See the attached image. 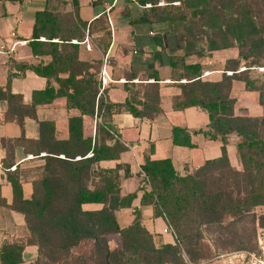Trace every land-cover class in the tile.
Listing matches in <instances>:
<instances>
[{
  "label": "trees",
  "instance_id": "obj_1",
  "mask_svg": "<svg viewBox=\"0 0 264 264\" xmlns=\"http://www.w3.org/2000/svg\"><path fill=\"white\" fill-rule=\"evenodd\" d=\"M159 1H141L140 5L151 7L137 22L161 25L166 32L184 35V55L168 59L173 81L181 91L173 100V108L204 112L209 124L206 130L193 134L201 133L222 143L221 157L185 176L177 174L169 159L144 158L138 177L141 183L148 180L149 191L144 192L141 205H151L155 217L166 220L176 244H162L138 219L125 229L117 224L115 213L130 208L137 192L125 196L120 193L122 181L130 177L129 166L100 167L101 162L118 160L127 150L118 143L113 147L105 144L108 122L121 113L148 120L160 115L158 86L144 90V101L132 85H126L128 97L124 103L112 104L104 99L97 103L101 62L79 61V45L72 42L83 41L86 25L77 19L78 0H72L75 16L59 17L47 11L37 14L28 43L33 56L51 60L45 67L30 70L48 82L54 81L57 90L48 83L25 105L22 97L13 95L8 87L0 89V101L8 105L5 121L18 124L22 130L25 119L36 121L38 106L59 98L65 100L68 110L80 112V117L68 120L66 140H57L54 124L43 122L38 123V140H25L22 132L20 139L3 143L7 150L3 168L13 199L7 205L0 197V207L21 214L28 233L24 241L3 245L0 264H21L27 246L37 248L35 264H204L235 251L260 254L256 226L264 229V213L257 215L255 211L264 207V91L249 72L250 67L264 69V0H164L161 7ZM232 49L238 51V58L225 63L219 82L203 80V66L185 61L191 56L210 57ZM251 58H255L251 66H242V60ZM234 82L259 94L261 118L234 115L236 101L230 96ZM84 116L102 118L94 141L83 135ZM230 134L239 137L240 170L232 168L227 157ZM171 140L174 146L194 147L186 129L174 127ZM19 145L34 157L45 154L44 166L33 172L30 199L23 197L20 173L11 171L14 148ZM85 205H99L101 209L87 211ZM206 231L212 234L207 236ZM111 236L118 237L119 248L110 249ZM234 245H238L235 250L224 252ZM82 246L88 251L73 256Z\"/></svg>",
  "mask_w": 264,
  "mask_h": 264
},
{
  "label": "crops",
  "instance_id": "obj_2",
  "mask_svg": "<svg viewBox=\"0 0 264 264\" xmlns=\"http://www.w3.org/2000/svg\"><path fill=\"white\" fill-rule=\"evenodd\" d=\"M143 0H78L77 19L85 24L83 41L79 45V61H100L101 67L107 57L109 65L106 70L116 82L105 91V100L112 104H122L128 97L126 85H132L139 92V99L144 101V90L149 86H158L159 107L161 114L152 120L135 118L121 113L112 116L108 122V136L104 139L108 147L120 144L126 147L118 160L100 163L102 168H114L124 164L130 168V177L121 183L122 196L137 192L136 199L130 208L115 213L116 221L121 229L128 228L138 219L141 225L156 237L162 244L175 245L176 238L172 232H164L168 224L163 217H155L151 205H141L144 190L138 173L145 157L151 160L169 159L180 176L193 173L205 162L218 159L222 155V143L212 141L198 132L206 130L208 116L197 108L177 111L173 108V100L180 95V89L173 81L168 59L184 55L185 38L181 33L166 32L161 25L142 24L137 21L149 8L140 5ZM164 2L160 0L159 2ZM63 17L65 14L75 16L72 0H0V45L10 47L16 40L26 41L17 46L12 57L0 54V89H10L13 95H19L25 105L32 101L34 92L43 91L48 83L54 90L58 86L54 81H47L35 74L29 67H45L50 64L48 57L33 56L29 47L32 38L35 16L43 12ZM131 22H134L132 24ZM12 33L17 39H11ZM156 38L160 43H156ZM236 56L231 50L213 53L210 57L186 58L187 64L199 62L203 66V80L219 82L222 78L225 63ZM156 76V78H153ZM123 81V82H119ZM181 83H186L182 80ZM231 98L235 99L234 115L237 117L261 118L263 107L257 92L245 90L244 84L234 82ZM8 109L6 101H0V197L7 205L12 203L13 193L7 182V172L3 161L7 158V150L3 143L21 138L36 141L39 138L38 123L50 122L55 126L57 140L68 139V120L80 117L76 109L68 110L64 99H56L51 104L38 106L36 121L25 119L23 130L14 122L5 121ZM83 135L93 141L102 125V118H83ZM174 127L186 129L192 135L193 148L179 147L172 144L171 136ZM239 137L236 134L227 136L226 152L230 166L240 170L237 155ZM41 154L34 157L26 154L23 146L14 148V169L20 173L24 199L32 195L33 172L42 169L45 164ZM84 210L96 211L99 205H85ZM24 217L6 207H0V251L3 245L24 241L27 236ZM116 237V236H111ZM110 237V238H111ZM109 238V239H110ZM118 238V237H116ZM108 239V240H109ZM119 241L109 240L111 250L119 248ZM37 248L27 246L22 252L21 264H35ZM204 264H214V261Z\"/></svg>",
  "mask_w": 264,
  "mask_h": 264
},
{
  "label": "built area",
  "instance_id": "obj_3",
  "mask_svg": "<svg viewBox=\"0 0 264 264\" xmlns=\"http://www.w3.org/2000/svg\"><path fill=\"white\" fill-rule=\"evenodd\" d=\"M164 2H159L158 6H164ZM173 5H178V3H173ZM145 7L150 8L151 5H146ZM11 39H17V35L15 33H12L10 36ZM41 42L45 41L44 38L40 39ZM74 42V41H73ZM27 42L26 41H21V40H16L12 43L10 47H6V45L2 44L0 45V54H4L8 57H12L14 55L15 49L17 46H23ZM75 43V42H74ZM109 65V60L106 57L103 61V65L100 69L97 81H98V95H97V103L99 99H104L105 100V91L110 87L111 84L116 83L106 70V67ZM229 75L231 73H228ZM123 82V81H119ZM95 118H98L99 120L101 119V116H96ZM15 167H12L11 170H13ZM144 177V175H143ZM142 189L144 192L149 191V183L148 180L145 179L142 183ZM164 232H172V229L168 226L167 229L164 230ZM174 234V233H173ZM257 245L260 250V254H257L255 252H249V251H235L231 252L226 255L228 264H264V236L262 237L260 233L257 234ZM221 258V257H220ZM223 258V257H222Z\"/></svg>",
  "mask_w": 264,
  "mask_h": 264
},
{
  "label": "rangeland",
  "instance_id": "obj_4",
  "mask_svg": "<svg viewBox=\"0 0 264 264\" xmlns=\"http://www.w3.org/2000/svg\"><path fill=\"white\" fill-rule=\"evenodd\" d=\"M203 44H201V46H202ZM232 52H234V54H235V56H236V59L238 58V51L236 50V49H232L231 50ZM255 60V58H251V59H249V60H247V61H245V60H242L241 61V64H242V66L243 65H247V66H251V62H253ZM261 63H262V60L260 59L259 60ZM243 69V68H242ZM250 69H251V71L249 72L250 74H249V76L251 77V79H253L254 81H256V83H257V86H259V87H261L262 89H263V91H264V69L263 68H259V67H250ZM263 98H264V93H263ZM264 135V134H263ZM255 213L257 214V215H261L262 213H264V207L263 208H258V209H256V211H255ZM256 241H257V234L258 233H260L261 234V236L263 237L264 236V229L263 228H261V227H259L258 225L256 226ZM212 234V232L211 231H206L205 232V235H211ZM215 233H213V235H214ZM216 235V234H215ZM109 240H114V241H119V239L118 238H116V237H111ZM119 244H120V242H119ZM236 246H238V245H234V246H231V248H227V249H225L224 250V252H229V251H233V250H235L237 247ZM88 251V247L87 246H82V247H80V248H78V249H76L74 252H73V256H80V255H82V254H84V253H86ZM228 254V253H227ZM226 253L224 254V255H222L221 256V258L220 257H218V258H215V259H213V260H211V261H214V264H228V261H227V258H226V255H227ZM223 257V258H222ZM210 261V262H211Z\"/></svg>",
  "mask_w": 264,
  "mask_h": 264
}]
</instances>
